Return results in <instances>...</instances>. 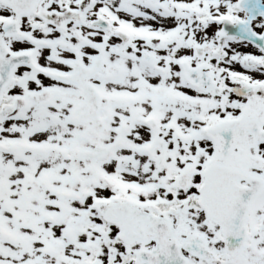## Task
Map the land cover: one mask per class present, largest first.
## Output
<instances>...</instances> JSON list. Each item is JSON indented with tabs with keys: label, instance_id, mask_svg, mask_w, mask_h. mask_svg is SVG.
Returning a JSON list of instances; mask_svg holds the SVG:
<instances>
[{
	"label": "snow or ice",
	"instance_id": "snow-or-ice-1",
	"mask_svg": "<svg viewBox=\"0 0 264 264\" xmlns=\"http://www.w3.org/2000/svg\"><path fill=\"white\" fill-rule=\"evenodd\" d=\"M0 264H264V0H0Z\"/></svg>",
	"mask_w": 264,
	"mask_h": 264
}]
</instances>
